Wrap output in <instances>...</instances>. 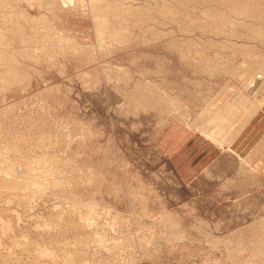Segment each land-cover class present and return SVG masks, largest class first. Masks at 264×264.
<instances>
[{
  "label": "rangeland",
  "instance_id": "rangeland-1",
  "mask_svg": "<svg viewBox=\"0 0 264 264\" xmlns=\"http://www.w3.org/2000/svg\"><path fill=\"white\" fill-rule=\"evenodd\" d=\"M177 1L0 0V167L49 179L0 191V264H264V8ZM228 103L250 116L206 133Z\"/></svg>",
  "mask_w": 264,
  "mask_h": 264
},
{
  "label": "bare ground",
  "instance_id": "bare-ground-1",
  "mask_svg": "<svg viewBox=\"0 0 264 264\" xmlns=\"http://www.w3.org/2000/svg\"><path fill=\"white\" fill-rule=\"evenodd\" d=\"M98 1L99 0H90V2L91 3H98ZM118 1V0H117ZM179 1V0H178ZM177 1V2H178ZM180 1H182V0H180ZM242 1H245V3L246 2H248L249 4H247V6H244V5H246V4H242L243 2ZM264 0H240L239 2L240 3H238V2H235V3H233L232 5H231V7H230V9L232 10V11H237V13L239 12L240 14H244V15H249V16H256L257 15V19H258V16L259 15H262V14H259V13H257L260 9H263L264 8V2H263ZM69 2V1H68ZM201 2V1H200ZM65 3V2H64ZM148 3V2H147ZM159 3V2H158ZM171 3V2H170ZM99 4V3H98ZM157 4V3H156ZM172 4V3H171ZM185 4V3H184ZM203 5V4H202ZM216 5V4H215ZM127 6V5H126ZM141 6V5H140ZM145 6V5H144ZM194 6V5H193ZM218 6V5H217ZM227 6V5H226ZM111 7H114V6H111ZM163 7V6H162ZM164 7H165V5H164ZM141 8V7H140ZM152 8V7H151ZM185 8V7H184ZM191 8V7H190ZM200 8V7H199ZM161 9V8H160ZM95 10V9H94ZM134 10V9H133ZM225 10V9H224ZM96 11V10H95ZM187 11V10H186ZM206 11V10H205ZM91 12V11H90ZM164 12H166V13H170L169 12V10L167 9V8H165L164 9V11L162 12V13H164ZM196 12V11H195ZM214 12V11H213ZM217 12V11H216ZM180 13V12H179ZM193 13V12H192ZM92 14H94V13H92ZM122 14V13H121ZM230 14V13H229ZM128 15V14H127ZM201 15V14H200ZM215 15V14H214ZM122 16H124V15H122ZM192 16V15H191ZM224 16V15H223ZM95 17V16H94ZM129 17V16H128ZM137 17V16H136ZM141 17H147V14L146 13H142L141 14ZM156 17H159V16H156ZM187 17V16H186ZM196 17V16H195ZM202 17V16H201ZM261 17V16H260ZM138 18V17H137ZM153 18V17H152ZM163 18V17H162ZM166 18V17H165ZM189 18V17H188ZM196 18H198V17H196ZM212 18V17H211ZM254 17H252V19H253ZM127 19V18H126ZM133 19V18H132ZM156 19V18H155ZM159 19V18H158ZM181 19H182V17H181ZM214 19H216L215 17H214ZM214 19H211L213 22L215 21ZM240 19V18H239ZM251 19V20H252ZM261 19H263V15H262V18ZM103 20V19H102ZM108 20V19H107ZM134 20V19H133ZM135 20H136V18H135ZM134 20V21H135ZM143 20V19H142ZM163 20V19H162ZM190 21H194V20H191V19H189ZM197 20V19H196ZM195 20V21H196ZM204 20V19H203ZM206 20V19H205ZM204 20V21H205ZM208 21H210L209 19H207ZM138 21V20H137ZM160 21V20H159ZM182 21V20H181ZM226 21V20H225ZM224 21V22H225ZM235 21H238V19L237 20H235ZM262 21V20H261ZM106 22V21H105ZM171 22V21H170ZM169 22V23H170ZM196 22H198V20L196 21ZM218 22V19H217V21H216V23ZM232 22V21H231ZM256 22V21H255ZM99 23V22H98ZM191 23H195V22H191ZM199 23H200V21H199ZM199 23H197L198 25H196V26H198L197 28H198V31L200 30V29H202V27L199 25ZM211 23V22H210ZM219 23H222V20H220V22ZM218 23V24H219ZM230 22H228V23H226L225 22V24L223 23V25L221 26V24L219 25V28H221V27H223L224 25H226V26H224L223 28H226L227 27V25L229 24ZM250 23V22H249ZM249 23H247L248 24V26H247V30H248V28H249V26H251V25H249ZM253 23V22H252ZM264 23V22H263ZM108 24H109V22H108ZM186 24H187V22H186ZM196 24V23H195ZM200 24H204V23H200ZM205 24H206V21H205ZM215 24V22L212 24V25H214ZM231 24V23H230ZM235 24V23H234ZM241 24H243L242 22H241ZM188 25H190V24H188ZM232 25V24H231ZM254 25V24H253ZM259 25V24H258ZM187 26V25H186ZM207 26V25H206ZM221 26V27H220ZM238 26V25H237ZM244 26H245V21H244ZM262 26V25H261ZM183 27V26H182ZM201 27V28H200ZM208 27H210V28H213V27H211L210 25H208ZM205 28L204 27V29H205V31L206 30H208V29H210V28ZM215 27H216V24H215ZM233 27V26H232ZM235 27V26H234ZM233 27V28H234ZM246 27V26H245ZM174 28V27H173ZM228 28V27H227ZM243 28V27H242ZM241 28V29H242ZM257 28L259 29V27L257 26ZM262 27H260V29H261ZM132 29V28H131ZM164 29V28H163ZM187 29V28H186ZM192 29H194V27L192 28ZM191 29V30H192ZM214 29H216V30H218L217 29V27L216 28H213V30L211 31V33L210 34H213L212 32H215L214 31ZM230 29V28H229ZM237 28H235V29H231V30H236ZM244 29V28H243ZM259 29V30H260ZM173 30V29H172ZM228 30V29H227ZM230 30V31H231ZM246 29H245V32L244 33H246V32H249V30L247 31ZM253 30V29H252ZM258 30V34H259V32H261V31H259ZM262 30V29H261ZM263 30H264V27H263ZM145 31V30H144ZM156 31V30H155ZM177 31V30H176ZM190 31V30H189ZM194 31V30H193ZM202 31H204V30H202ZM237 31V30H236ZM251 31V30H250ZM134 32V31H133ZM140 32H142V31H140ZM174 32V31H173ZM218 32V31H217ZM216 32V33H217ZM238 32V31H237ZM235 33V31H234V33L236 34V36L238 37L239 35H237V34H240V33ZM147 33V32H146ZM154 33V32H153ZM167 33V32H166ZM165 33V34H166ZM207 33V32H206ZM209 33V32H208ZM218 33H222V34H224L222 31H219ZM232 33V31L230 32V34ZM251 33H253V32H249L248 34H251ZM255 33V32H254ZM263 33H264V31H263ZM159 34H161V33H159ZM203 34V33H202ZM205 34V33H204ZM225 34H228V32H226L225 31ZM233 34V33H232ZM241 34H243V33H241ZM241 34H240V36H241ZM147 35V34H146ZM188 35V34H187ZM206 35V34H205ZM216 35H219V34H216ZM253 37H252V36ZM250 36L252 37V38H254V36L255 35H253V34H251ZM262 35H264V34H262ZM208 36V35H207ZM228 36V35H227ZM231 37H232V35H230ZM239 36V37H240ZM243 36H244V34H243ZM242 36V37H243ZM250 36H248L247 35V37L249 38ZM257 36V35H256ZM141 37H142V35H141ZM141 37H139L140 39H141ZM144 37V36H143ZM173 37V36H172ZM229 37V36H228ZM245 37V39H246V36H244ZM243 37V38H244ZM259 39H257L258 40V42L260 43V39H261V37H258ZM64 39V38H63ZM149 39V38H148ZM237 39V38H236ZM240 39V38H239ZM263 39V38H262ZM139 40V39H138ZM177 40V39H176ZM228 40H230V39H228ZM147 41V40H146ZM157 42H158V40H156ZM160 41V40H159ZM231 41V40H230ZM235 41V40H234ZM238 41V40H237ZM256 41V40H255ZM263 41H264V39H263ZM153 42V41H152ZM254 42V41H253ZM257 42V41H256ZM58 43V42H57ZM229 43H231V42H229ZM264 43V42H263ZM262 43V44H263ZM77 44V43H76ZM232 44V43H231ZM74 45V44H73ZM241 47H242V45L241 44H239ZM259 45V44H258ZM264 45V44H263ZM76 46V45H75ZM78 46V45H77ZM76 46V47H77ZM80 46V45H79ZM176 46V45H175ZM180 46V44L178 45V47ZM254 46V45H253ZM181 47H183V46H181ZM79 48V50L81 49L80 47H78ZM77 48V49H78ZM74 49V48H73ZM100 49V48H99ZM179 49V48H178ZM83 50H86V49H84L83 48ZM179 50H182V48H180ZM178 50V51H179ZM253 51V50H252ZM180 52L181 51H179L178 53H179V55H180ZM255 52V51H254ZM102 53V52H101ZM253 53V52H252ZM88 54V53H87ZM255 54H256V52H255ZM156 56V55H155ZM181 56V55H180ZM158 57V56H157ZM179 57V56H178ZM251 57V56H250ZM90 58V57H89ZM88 59V58H87ZM99 59V58H98ZM133 59V58H132ZM167 59V58H166ZM158 60V59H157ZM252 60H253V56H252ZM14 61V60H13ZM93 61V60H92ZM162 61V60H161ZM12 62V61H11ZM166 62V61H165ZM264 62V61H263ZM171 63V62H170ZM185 64V63H184ZM164 65V64H163ZM189 65H191V64H189ZM251 64H248L247 66H246V69H245V72L246 73H244V75H246V74H248V73H250V74H253V77H256L255 79L252 77V80L250 81V83H247L248 84V86L247 87H250V88H254V86L256 85V82L258 81V80H262L263 78H264V68L262 67V68H259V66H258V63H257V66L258 67H255V66H253V67H251L250 66ZM6 66V65H5ZM146 69V68H145ZM227 69V68H226ZM161 72V71H160ZM225 72H228L229 74H237L235 71H233V68H228V70H226ZM161 74V73H160ZM194 75H196L195 73H194ZM193 75V76H194ZM256 75H259L258 77L256 76ZM159 76V75H158ZM154 77V76H153ZM155 77H156V75H155ZM2 78V77H1ZM238 78V77H237ZM153 79V78H152ZM156 80V79H155ZM160 80V79H159ZM167 80V79H166ZM7 81V80H6ZM164 81V80H163ZM249 81V80H248ZM187 82H188V80H187ZM164 83V82H163ZM162 83V84H163ZM169 83V82H168ZM186 83V82H185ZM189 83H190V81H189ZM157 84V83H156ZM161 84V85H162ZM191 84V83H190ZM155 85V84H154ZM166 85H167V83H166ZM169 85V84H168ZM163 86V85H162ZM173 86V85H172ZM185 86V85H184ZM165 87V86H164ZM168 87H171V86H168ZM167 87V88H168ZM172 89V88H171ZM182 93V92H181ZM180 93V94H181ZM158 94V93H157ZM175 94H177V93H175ZM159 96V95H158ZM198 96V95H197ZM220 97V96H219ZM261 97V96H260ZM159 98V97H158ZM263 99V98H262ZM165 100V99H164ZM177 100V99H176ZM261 100V99H260ZM249 101V100H248ZM169 102V101H168ZM254 102V101H253ZM257 102V105H256V107L257 106H259V105H261L262 104V102L260 103V101H256ZM170 103V102H169ZM172 103H175V101L173 102L172 101ZM179 104V103H178ZM165 105H166V103H165ZM182 105V104H181ZM181 105H179V107H176L175 106V110H176V108H177V111H179V110H185L184 112H187V107H184V106H182L181 107ZM186 105H189V104H186ZM211 105H213V104H211ZM156 106V105H155ZM169 106V105H168ZM190 106V105H189ZM211 108L207 111V112H203L202 113V115L203 114H205V117H207L206 116V114L207 115H209L208 116V120L209 121H207V123H206V125H205V122H204V124L202 125V127H204L205 129H204V131L206 132V133H212V132H214V133H217L218 134V136L219 135H223V137L225 136V134H228V132L230 133V135H231V133L233 134V132H234V129H235V131H236V129H237V125H238V123H237V118H238V114H240L241 112H244V113H242L243 115H245V116H250V114H251V110H249V108H245V105H243L242 103H239V104H236V103H233V104H231V103H228V104H225L224 106H220V107H217L216 105H214V106H210ZM181 108V109H180ZM155 109V108H154ZM164 109V108H163ZM166 109V108H165ZM157 111H159L158 109H157ZM177 111H175V114L177 113ZM165 112V111H164ZM184 112H182L181 114H183ZM1 114V113H0ZM172 114V113H171ZM169 115V114H168ZM202 115H200V117L202 116ZM181 116V115H180ZM186 116H188L186 113H185V117ZM190 117V116H189ZM169 119H171V117L169 118ZM187 119H189V118H187ZM191 119V118H190ZM192 120V119H191ZM188 121H190V120H188ZM201 123V122H200ZM237 123V124H236ZM3 125V124H2ZM216 125H218V127H219V129H217L216 130V132L215 131H211V126H216ZM194 127H195V124H194ZM211 127V128H210ZM215 128V127H214ZM229 129V130H228ZM3 131V130H2ZM226 131H228V132H226ZM213 133V134H214ZM237 133V132H236ZM216 134V135H217ZM240 134V133H239ZM211 135V134H210ZM3 136V135H2ZM1 136V137H2ZM227 136H229V135H227ZM227 136H225V138L227 137ZM220 138V137H219ZM222 138V137H221ZM220 138V139H221ZM225 138H223V139H225ZM2 139V138H1ZM230 140H231V138H230ZM233 140H234V137H233ZM263 140V139H262ZM261 141V140H260ZM228 143V142H227ZM259 143V142H258ZM52 144H53V142H52ZM56 146V145H55ZM3 148V147H2ZM259 149V148H258ZM2 150V149H1ZM22 151V150H21ZM225 151V150H224ZM13 154V153H12ZM4 155V154H3ZM5 156H6V154H5ZM5 156H3V158L5 157ZM0 157H2V156H0ZM7 157H8V155H7ZM30 157V156H29ZM32 157V156H31ZM58 157V156H57ZM11 158V157H10ZM9 159V158H8ZM26 159V158H25ZM5 161V160H4ZM17 159L15 160V163L16 164H18L17 162ZM1 162V161H0ZM6 162V161H5ZM4 162V163H5ZM22 162V161H21ZM21 162H20V164H18V165H22L21 164ZM56 162V161H55ZM58 162H59V159H58ZM3 163V167H0V178L1 179H3L4 180V183H2L1 181H0V191H2V190H5L6 191V189L7 190H10V193L12 192V191H14V190H12V189H15L16 190V192H17V188H18V191H24V189L23 190H20V185H21V187H22V181L21 180H23V178L22 177H20L21 175H23L22 174V172L20 173L21 175L20 176H16V177H18V178H22L21 180L20 179H18V180H20V181H18V180H16L15 178L13 179V177H15L13 174H11V175H13L12 176V178L10 177L9 178V173H10V169H9V167L11 168V167H15V165L14 166H10V163H9V165H7V163L8 162H6V165ZM24 163V162H23ZM42 163V162H41ZM60 163V162H59ZM5 165V166H4ZM25 165V164H24ZM40 165V167H39V171L41 172V174H43V175H45V178L47 177V178H49V175L53 172V168L51 167V165H48V166H43L42 164H39ZM61 165V164H60ZM59 166V165H58ZM63 166V165H62ZM16 167H18V166H16ZM22 167V166H21ZM19 168L20 167H18V170H19ZM24 168V167H23ZM22 168V169H23ZM60 168V167H59ZM61 169V168H60ZM14 170V169H13ZM25 170H27V169H25ZM15 171V170H14ZM23 171H24V169H23ZM28 171V170H27ZM26 171V173L25 174H31L30 173V171H29V173ZM25 172V171H24ZM241 172V171H240ZM16 173H19V171L17 172V170H16ZM59 173V172H58ZM62 173H64L63 171L62 172H60V174H62ZM24 174V176H26ZM15 175H18V174H15ZM53 175V174H52ZM35 176V175H34ZM33 176V174H31L29 177L31 178V180L29 179V177L28 176H26L27 178H24V180L23 181H25V179H26V182L27 183H29L28 181L30 180V181H32V178L34 177ZM61 176H64V175H61ZM36 177V176H35ZM34 177V178H35ZM39 177H40V175H39ZM42 177V176H41ZM51 177V176H50ZM38 178V177H37ZM44 177H42V179H43ZM44 178V179H45ZM61 178V177H60ZM29 179V180H28ZM36 179V178H35ZM41 179V178H40ZM52 179H54V178H50V180H51V182L50 183H53L52 182ZM2 180V181H3ZM55 180V179H54ZM45 182L47 181V182H49V179L48 180H44ZM43 180H42V182L40 183L39 182V179H36V180H33V186H34V190H35V193H37V191L40 189V184L42 185V184H44L43 182H44ZM61 181V180H60ZM65 181V180H64ZM66 181H68V180H66ZM40 184H39V183ZM62 182H63V178H62ZM27 183H25V184H27ZM58 183H60V182H58ZM67 183V182H66ZM89 183V182H88ZM24 184V183H23ZM45 184H47V183H45ZM64 184V183H63ZM78 184V183H77ZM29 185V184H28ZM28 185H26L25 187H27ZM58 185V184H57ZM59 185H61V184H59ZM96 186V185H95ZM98 186V185H97ZM44 187V186H43ZM43 187H41V190L43 189ZM47 187V186H46ZM65 187V186H64ZM11 188V189H10ZM28 188V187H27ZM29 188H30V190H31V184H30V186H29ZM28 188V189H29ZM45 188V187H44ZM49 188V187H48ZM47 188V189H48ZM33 189H32V191H33ZM61 189H62V187H61ZM46 190V189H45ZM72 190V189H71ZM75 190V189H74ZM4 191V192H5ZM26 189H25V193H26ZM54 191V190H53ZM7 192V191H6ZM50 192V191H49ZM48 192V193H49ZM73 192V191H72ZM1 193H3V192H1ZM0 193V194H1ZM8 193H9V191H8ZM34 193V192H33ZM40 193H42V192H40ZM51 193V192H50ZM49 193V194H50ZM60 193V192H59ZM62 193V192H61ZM60 193V195H62ZM12 194H14V193H12ZM19 194V193H18ZM39 194V193H38ZM43 194V193H42ZM69 194H70V192H69ZM2 195V194H1ZM6 195H8V194H5V196ZM15 195V194H14ZM22 195V194H21ZM27 195H29V194H27ZM46 195V194H45ZM59 195V196H60ZM13 197V196H12ZM12 197H11V199H12ZM42 197V196H41ZM70 196H68V198H69ZM8 198H10V197H7V199L6 200H8ZM60 198H62V196L60 197ZM15 198L13 197V199L12 200H10V202L11 201H13ZM66 199H67V197H66ZM65 199V200H66ZM69 199H72L73 200V198L71 197V198H69ZM64 199H62V201H63ZM94 200V199H93ZM16 201V200H15ZM14 201V202H15ZM28 201V200H27ZM26 201V199H25V202H27ZM53 201V200H52ZM61 201V202H62ZM71 201V200H70ZM74 201V203H75V199L73 200ZM66 202H67V200H66ZM81 202V201H80ZM84 202V201H83ZM7 203V205H8V201L6 202ZM16 203V202H15ZM20 203V202H19ZM22 203V202H21ZM36 203H37V201H36ZM41 203V202H40ZM99 203V202H98ZM236 203V202H235ZM239 203V202H238ZM17 204H18V202H17ZM23 204V203H22ZM33 204V203H32ZM31 204V205H32ZM53 205H55V204H53ZM61 205V204H60ZM78 205V204H77ZM79 205H81V204H79ZM84 205V204H83ZM90 205V204H89ZM41 206V205H40ZM85 206H88V205H85ZM103 206V205H102ZM33 207V206H32ZM63 207V206H62ZM62 207H61V209H62ZM77 207V206H76ZM104 207H105V205H104ZM79 208V207H78ZM103 208V207H102ZM98 209V208H97ZM101 209V208H100ZM39 210V209H38ZM53 210V209H52ZM52 210H50V211H52ZM58 210H59V208H58ZM57 210V211H58ZM54 211V210H53ZM101 211V210H100ZM4 212V211H3ZM59 212H60V210H59ZM61 212H65V211H61ZM68 212V214L70 213V211H67ZM241 212V211H240ZM1 213V212H0ZM16 213V212H15ZM50 213H53V212H50ZM55 213V212H54ZM56 213H58V212H56ZM98 213V212H97ZM110 213V212H109ZM245 213V212H244ZM63 214V213H62ZM65 214H67V213H65ZM71 214V213H70ZM74 214V213H73ZM77 214V213H76ZM76 214H74V215H76ZM104 214H105V212H104ZM258 214V213H257ZM41 215V214H40ZM50 216H51V214H49ZM56 215H58V214H56ZM64 215V214H63ZM255 215V214H254ZM3 216V215H2ZM39 216V215H38ZM42 216V215H41ZM47 215H45V217H46ZM54 217H55V215H54ZM54 217H48V219H52L53 221L54 220H56V219H54ZM59 217H61V216H59ZM59 217H57L58 218V220H59ZM63 217V216H62ZM4 218V217H3ZM77 218V217H76ZM75 217L73 218V219H76ZM95 218V217H94ZM119 218V217H118ZM45 219V218H44ZM61 219V218H60ZM71 219V221H72V218H70ZM2 220V219H1ZM10 220V219H9ZM69 220V219H68ZM81 220V219H80ZM49 221V220H48ZM63 221V220H62ZM77 222L79 221V220H76ZM98 221V220H97ZM117 221V220H116ZM119 221V220H118ZM40 222V221H39ZM43 222V221H42ZM50 222V221H49ZM59 222V221H58ZM73 222H74V220H73ZM54 223V222H53ZM52 223V224H53ZM56 223V222H55ZM55 223H54V225H55ZM61 223V222H60ZM69 223H70V220H69ZM50 224V223H49ZM65 225H68V223L66 224V223H64ZM72 224V223H71ZM98 224V223H97ZM10 225H12V224H10ZM13 225L15 226V224L13 223ZM42 225H43V223H42ZM45 225V224H44ZM43 225V226H44ZM58 225V224H57ZM63 225V224H62ZM86 225V224H85ZM255 225V224H254ZM6 226V225H5ZM42 226V227H43ZM69 226H72V228H75V227H73V224L72 225H70L69 224ZM69 226H66L67 228L69 227ZM16 227V226H15ZM14 227V228H15ZM59 227V225L57 226V228ZM63 227V226H62ZM20 228V227H19ZM55 228H56V226H55ZM60 228H61V226H60ZM80 228V227H79ZM113 228V227H112ZM11 229V228H10ZM16 229V228H15ZM12 230V229H11ZM42 230V229H41ZM43 230H45V229H43ZM69 230V229H68ZM75 230H76V228H75ZM5 231V230H4ZM49 231H50V229H49ZM48 231V232H49ZM77 231V230H76ZM93 231V230H92ZM11 232V231H10ZM118 232V231H117ZM9 234V233H8ZM21 234V233H20ZM99 234V233H98ZM129 234V233H128ZM22 235V234H21ZM137 235V234H136ZM1 236H2V234L0 235V238H1ZM8 236V235H7ZM23 236V235H22ZM3 237V236H2ZM21 237V236H20ZM24 237V236H23ZM17 238V237H16ZM26 238V237H25ZM102 238V237H101ZM3 239V238H2ZM1 239V240H2ZM32 239V238H31ZM12 240H15V239H12ZM17 240V239H16ZM143 240V239H142ZM19 241V240H18ZM18 241L16 242V243H18ZM28 241V240H27ZM26 241V242H27ZM33 241V243H34V241H35V239L34 240H32ZM99 241V240H98ZM133 241V240H132ZM11 242V241H10ZM23 242V241H22ZM30 242V241H29ZM36 242V241H35ZM2 243V242H1ZM16 243H15V245H14V247H16L17 245H16ZM24 243V245H26L25 244V242H23ZM32 243V242H31ZM39 243V242H38ZM104 243V242H103ZM130 243V242H129ZM23 245V244H22ZM39 245V244H38ZM37 245V246H38ZM41 245V244H40ZM44 246V247H43ZM42 247H41V249H43V248H45V245H43ZM2 247V246H1ZM0 247V248H1ZM118 247V246H117ZM5 248V247H4ZM26 248V247H25ZM25 248H23L24 250H25ZM46 249V248H45ZM44 249V250H45ZM43 250V251H44ZM52 250V249H51ZM21 251V250H20ZM23 251V250H22ZM38 251V250H37ZM48 252V251H47ZM41 253H45V252H42L41 251ZM57 254V253H56Z\"/></svg>",
  "mask_w": 264,
  "mask_h": 264
}]
</instances>
